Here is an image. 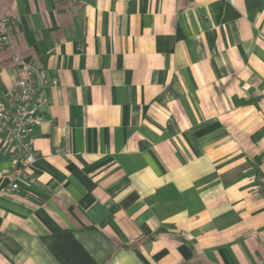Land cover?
I'll list each match as a JSON object with an SVG mask.
<instances>
[{"label": "crops", "instance_id": "obj_1", "mask_svg": "<svg viewBox=\"0 0 264 264\" xmlns=\"http://www.w3.org/2000/svg\"><path fill=\"white\" fill-rule=\"evenodd\" d=\"M6 14L0 102L22 61L60 84L20 192L0 134V264H264V0H0Z\"/></svg>", "mask_w": 264, "mask_h": 264}, {"label": "built area", "instance_id": "obj_2", "mask_svg": "<svg viewBox=\"0 0 264 264\" xmlns=\"http://www.w3.org/2000/svg\"><path fill=\"white\" fill-rule=\"evenodd\" d=\"M20 16L3 15L0 19V40L4 47L11 48L14 32ZM14 61H21L18 55ZM23 62L24 74L8 93L7 99L0 102V134L6 136L12 145L16 163L8 171L7 190L20 192L21 182L29 176L30 169L39 157L35 147L34 128L40 126L46 116L43 107L49 106L48 89L58 86V76H49L43 64ZM45 94L40 97V92ZM70 146H58L57 154L68 155ZM264 189V176L260 178Z\"/></svg>", "mask_w": 264, "mask_h": 264}]
</instances>
